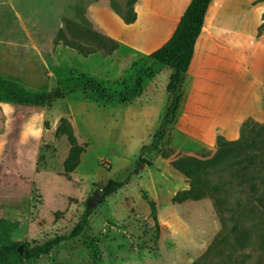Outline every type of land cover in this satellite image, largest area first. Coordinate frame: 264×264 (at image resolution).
I'll return each mask as SVG.
<instances>
[{"label": "rangeland", "instance_id": "374dc122", "mask_svg": "<svg viewBox=\"0 0 264 264\" xmlns=\"http://www.w3.org/2000/svg\"><path fill=\"white\" fill-rule=\"evenodd\" d=\"M125 1L0 0V76L32 91L58 93L44 107L0 103V156H31L22 190H0V247L22 242L0 264H264V178L253 190L225 174L232 186L174 199L189 179L171 160L211 157L215 144L187 137L174 120L161 133L172 98L165 89L169 67L145 79L126 102L100 99L85 88L91 79L118 90L134 65L165 42L188 2L136 0V19L127 24L115 10H124ZM219 10L225 15L218 16ZM263 14L264 0H214L203 40L232 32L234 25L256 40ZM93 32L119 47L93 50ZM70 44L92 51L82 55ZM242 51L248 62L251 48ZM186 84L184 78L181 87ZM60 118L84 148L71 172L63 165L70 144L56 133ZM108 180L126 183L91 208L79 236L38 258L21 257L26 245L68 235L84 216L87 199ZM144 194L155 202L157 225Z\"/></svg>", "mask_w": 264, "mask_h": 264}, {"label": "trees", "instance_id": "16d2710c", "mask_svg": "<svg viewBox=\"0 0 264 264\" xmlns=\"http://www.w3.org/2000/svg\"><path fill=\"white\" fill-rule=\"evenodd\" d=\"M135 1L126 0L124 10L115 7L116 12L127 24L134 22L136 19ZM210 2L211 0H191L170 37L159 48L147 54L144 59L134 65L130 75L123 81L118 90L101 86L91 79H87L84 85L85 88L100 99L126 102L137 96L145 79L151 77L161 67L169 66L172 71L169 75L166 91L171 94L172 98L161 119L160 130L162 133L175 118L176 109L182 98L181 86ZM263 32L264 14L262 15V22L257 27V35L259 36ZM93 33L95 41L93 50L100 49L106 53H112L119 47L117 41L103 34ZM58 38L61 41L66 40L62 30H59ZM70 46L82 55H87L92 51L91 49L87 50L80 44H70ZM57 97L58 93L32 91L23 86L18 80L0 76V103L44 107L49 106ZM56 133L65 134L70 144L63 165L65 172H71L84 148L77 144L72 126L65 118H60ZM150 147L155 149L157 142L152 141ZM162 156L168 157L169 155L164 153ZM170 163L174 169L189 179L188 189L177 193L174 197L175 200L196 199L204 193L213 194L221 191L226 185L232 186L231 180L224 179L225 174L231 178H239L240 181L237 185H247L254 190L258 183L263 182L264 178V122H257L248 117L241 123L237 139L228 140L220 133L217 134L215 152L211 157L201 159L195 156L182 155L172 159ZM125 183V181L108 180L101 187L102 195L111 194ZM143 196L148 202L151 217L157 225L155 202L148 199L146 194ZM91 212V208H86L84 216L68 235L54 236L41 244L33 246L26 245L22 250L21 257L24 259L38 258L76 238L87 225ZM21 243L16 241L1 246L0 260L12 253L17 254L16 251L20 248Z\"/></svg>", "mask_w": 264, "mask_h": 264}, {"label": "crops", "instance_id": "0c3cea01", "mask_svg": "<svg viewBox=\"0 0 264 264\" xmlns=\"http://www.w3.org/2000/svg\"><path fill=\"white\" fill-rule=\"evenodd\" d=\"M190 1L180 9L167 39ZM213 1L209 3L201 32L195 41L184 77L187 84L181 87L182 98L173 121L175 129L205 145L215 144L219 133L228 140L237 139L240 125L248 117L264 122V32L253 40V33L244 35L234 25L232 32L221 31L216 38L209 36L203 40L207 15ZM219 1L246 3L257 0ZM217 15L225 13L219 10ZM247 45L251 48L248 62L242 51ZM165 67L169 66L158 69L155 77ZM169 69L168 76L172 71ZM29 157L0 156V190H22L24 170L31 168ZM32 160L35 169L36 156Z\"/></svg>", "mask_w": 264, "mask_h": 264}, {"label": "water", "instance_id": "95a60500", "mask_svg": "<svg viewBox=\"0 0 264 264\" xmlns=\"http://www.w3.org/2000/svg\"><path fill=\"white\" fill-rule=\"evenodd\" d=\"M142 166H143V164L142 163H139L136 171H139ZM103 199H104V196L101 194L100 191L97 190V191L94 192V194L92 196H90L87 199L86 206H87V208H93L94 206H96L97 204H99L100 202H102ZM20 248H21V246H20Z\"/></svg>", "mask_w": 264, "mask_h": 264}]
</instances>
